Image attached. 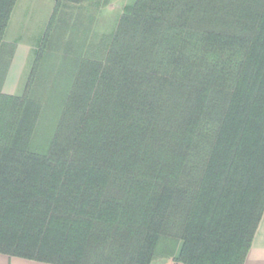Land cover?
<instances>
[{"label": "trees", "instance_id": "trees-1", "mask_svg": "<svg viewBox=\"0 0 264 264\" xmlns=\"http://www.w3.org/2000/svg\"><path fill=\"white\" fill-rule=\"evenodd\" d=\"M16 2L0 254L243 264L264 212V0H130L109 34L88 23L108 0H56L18 95Z\"/></svg>", "mask_w": 264, "mask_h": 264}, {"label": "rangeland", "instance_id": "rangeland-1", "mask_svg": "<svg viewBox=\"0 0 264 264\" xmlns=\"http://www.w3.org/2000/svg\"><path fill=\"white\" fill-rule=\"evenodd\" d=\"M55 1L17 0L16 2L4 35L8 49L15 45V52L23 53L22 57L19 55L15 58L13 65L11 64L13 73L7 82L10 85L14 84L12 94L18 95L23 89L30 70L32 51L43 36ZM129 2L130 0H108L104 6L101 5L97 9L90 8L91 11L88 13L91 19L88 23L91 25L92 32L109 34L116 26L122 7Z\"/></svg>", "mask_w": 264, "mask_h": 264}, {"label": "crops", "instance_id": "crops-1", "mask_svg": "<svg viewBox=\"0 0 264 264\" xmlns=\"http://www.w3.org/2000/svg\"><path fill=\"white\" fill-rule=\"evenodd\" d=\"M23 55L17 54V51L14 54L12 65L16 57ZM10 66L6 81L3 86V92L7 94L13 93V85H10L9 79L13 73V67ZM0 264H47V263H41L37 261L27 260L23 258L18 257H9L3 254H0ZM243 264H264V212L262 214V217L260 219L259 225L257 227V230L254 234L251 247L245 257Z\"/></svg>", "mask_w": 264, "mask_h": 264}]
</instances>
